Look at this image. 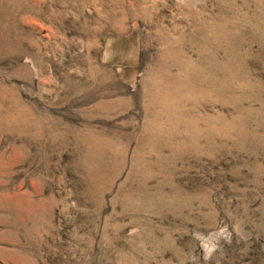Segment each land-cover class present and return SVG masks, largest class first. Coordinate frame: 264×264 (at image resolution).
Returning <instances> with one entry per match:
<instances>
[{
    "label": "rangeland",
    "instance_id": "rangeland-1",
    "mask_svg": "<svg viewBox=\"0 0 264 264\" xmlns=\"http://www.w3.org/2000/svg\"><path fill=\"white\" fill-rule=\"evenodd\" d=\"M0 264H264V0H0Z\"/></svg>",
    "mask_w": 264,
    "mask_h": 264
},
{
    "label": "bare ground",
    "instance_id": "bare-ground-1",
    "mask_svg": "<svg viewBox=\"0 0 264 264\" xmlns=\"http://www.w3.org/2000/svg\"><path fill=\"white\" fill-rule=\"evenodd\" d=\"M163 83H164V81H163Z\"/></svg>",
    "mask_w": 264,
    "mask_h": 264
}]
</instances>
